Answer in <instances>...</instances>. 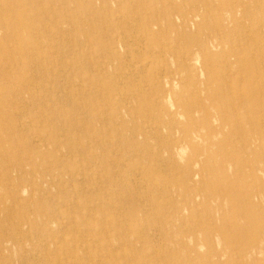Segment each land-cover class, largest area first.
Wrapping results in <instances>:
<instances>
[{"label": "rangeland", "instance_id": "1", "mask_svg": "<svg viewBox=\"0 0 264 264\" xmlns=\"http://www.w3.org/2000/svg\"><path fill=\"white\" fill-rule=\"evenodd\" d=\"M263 38L264 0H0V264H264Z\"/></svg>", "mask_w": 264, "mask_h": 264}, {"label": "bare ground", "instance_id": "2", "mask_svg": "<svg viewBox=\"0 0 264 264\" xmlns=\"http://www.w3.org/2000/svg\"><path fill=\"white\" fill-rule=\"evenodd\" d=\"M220 2H221V0H220ZM216 4V3H215ZM220 4V3H219ZM43 5V4H42ZM44 7V6H43ZM206 8V7H205ZM194 20V19H193ZM197 23V22H196ZM23 26V25H22ZM45 26V25H44ZM216 26V25H215ZM249 27V26H248ZM247 27V29H249ZM248 36H249V39H251L252 41H254L255 40V35H252V33H249L248 32ZM221 37V36H220ZM249 39H245L244 38V40L246 41V43H248V40ZM264 39V38H263ZM252 43V42H251ZM264 43V42H263ZM262 44V43H261ZM260 48V47H259ZM256 55L255 56H253L255 59H261V58H264L263 56H264V51H263V46L258 50V52H256L255 53ZM253 58V59H254ZM217 59V58H216ZM254 59V60H255ZM211 61V60H210ZM264 61V60H263ZM34 62V61H33ZM260 65L261 64H259V67L257 68V70L258 71H261V68H260ZM264 76V75H263ZM32 77V76H31ZM256 77H257V74H256ZM226 79V78H225ZM257 80V79H256ZM262 81L264 80V79H261ZM241 82V81H240ZM101 83V82H100ZM235 83V82H234ZM229 85V84H228ZM263 86V85H262ZM240 87V86H239ZM264 87V86H263ZM229 89H230V87H229ZM235 90H237V89H235ZM234 90V91H235ZM238 90H239V88H238ZM224 91H225V88H224ZM36 94V93H35ZM236 94V93H235ZM239 94H240V92H239ZM239 94H238V96H239ZM237 95V94H236ZM67 97V96H66ZM90 101V100H89ZM241 114V113H240ZM236 118H237V116H236ZM155 129V128H154ZM157 134V133H156ZM41 139V138H40ZM235 143V142H234ZM249 144V143H248ZM250 145V144H249ZM248 146V145H247ZM249 166H250V168H254L253 166L255 165L254 163H249L248 164ZM260 170H262L263 172H264V168H259ZM133 174V173H132ZM229 176H231V175H229ZM238 176H240V177H243L244 176V172H240L239 174H238ZM135 178H136V176H135ZM252 178H254L257 182H258V184L259 185H261V191L260 192H264V177L263 176H258L257 174H255V173H253L252 174ZM136 182V181H135ZM170 184V183H169ZM102 185V184H101ZM127 185V184H126ZM171 186V185H170ZM242 186V185H241ZM129 189V188H128ZM138 189V188H137ZM247 190V189H246ZM34 191V190H33ZM129 191V190H128ZM135 191V190H134ZM241 191H242V189H241ZM140 192V191H139ZM34 194V193H33ZM141 194V193H140ZM249 197H251V196H247V198H249ZM78 199V198H77ZM255 200V199H254ZM78 202V201H77ZM18 203H19V201H18ZM119 207V206H118ZM14 208V207H13ZM112 211V210H111ZM10 212V211H9ZM95 217V216H94ZM206 217V216H205ZM217 217V216H216ZM207 218V217H206ZM201 219V218H200ZM218 219L220 220V221H223V220H225L224 219V217H218ZM213 220V219H212ZM95 221V220H94ZM224 222V221H223ZM94 223V222H93ZM74 224V223H73ZM221 224V223H220ZM95 227V226H94ZM93 227V228H94ZM246 226H244V228H245ZM238 228L239 227H237L236 225L235 226H232V227H230V231H237L238 230ZM241 230H242V227H241ZM102 231H104L105 232V230H102ZM254 231V230H253ZM252 233V232H251ZM210 236V235H209ZM6 237V236H5ZM154 237H155V234H154ZM200 237V236H199ZM202 237V236H201ZM135 239V238H134ZM214 239V238H213ZM31 240V239H30ZM142 240V239H141ZM156 240V239H155ZM183 240V239H182ZM76 241V240H75ZM147 240H145V242H146ZM138 242V241H137ZM136 242V243H137ZM257 243V240L254 238V237H252L251 236V239H249V238H246L245 239V241H244V244H245V247L247 248V247H250V246H253L254 244H256ZM47 244V243H46ZM156 244H157V240H156ZM155 244V245H156ZM159 244H160V242H159ZM173 244V243H172ZM0 246H1V249H3L4 247H3V240H0ZM122 246V245H121ZM161 246V245H160ZM172 246V245H171ZM202 246V245H201ZM206 247V246H205ZM110 248V247H109ZM123 248H124V246H123ZM158 248V247H157ZM156 248V249H157ZM161 249H162V247H160ZM120 249V248H119ZM160 249V250H161ZM207 249V248H206ZM116 251H117V249H116ZM163 250H161V252H162ZM3 252H1V254H2ZM141 253H142V255H143V257H149V255L146 253V254H144L143 253V250H141ZM59 254V253H58ZM51 255V254H50ZM69 255H70V253H69ZM110 255V254H109ZM125 255V254H124ZM154 255V254H153ZM49 257V256H48ZM103 257V256H102ZM105 257V256H104ZM155 257V256H154ZM157 257V256H156ZM78 258V257H77ZM107 258H108V256H107ZM106 258V259H107ZM152 258H153V256H152ZM133 259H134V257H133ZM68 260V259H67ZM101 260V259H100ZM123 261V260H122ZM238 262V261H237ZM21 264V263H20ZM54 264V263H53ZM132 264V263H131ZM138 264V263H137ZM165 264V263H164ZM218 264V263H217ZM241 264V263H240Z\"/></svg>", "mask_w": 264, "mask_h": 264}]
</instances>
